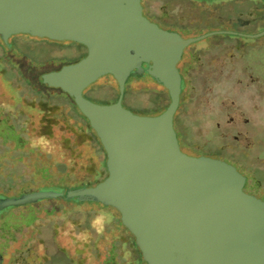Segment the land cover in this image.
Returning a JSON list of instances; mask_svg holds the SVG:
<instances>
[{
  "label": "rangeland",
  "instance_id": "rangeland-1",
  "mask_svg": "<svg viewBox=\"0 0 264 264\" xmlns=\"http://www.w3.org/2000/svg\"><path fill=\"white\" fill-rule=\"evenodd\" d=\"M141 7L150 22L184 39L211 31L254 35L264 27L260 0H141ZM237 45L242 48L237 50ZM85 53L70 41L26 34L0 39V202L55 188L74 189L90 178L95 160L84 145L72 149L77 126L67 111L39 101L21 80L28 79L54 101L60 92L43 86L41 76L78 62ZM179 65L193 98L189 116L173 121L181 151L197 157L218 149L232 151L234 166L244 175L243 192L264 203V36H209L186 47ZM135 75L127 78L122 107L139 116L161 113L169 103L166 90L148 76L147 65ZM116 86L106 75L83 95L109 105ZM11 125H16L17 142L9 141L11 134L4 128ZM193 138L196 154L188 146ZM105 178L98 173L92 177L95 182ZM77 204L45 199L0 207V264H141L114 209Z\"/></svg>",
  "mask_w": 264,
  "mask_h": 264
},
{
  "label": "water",
  "instance_id": "water-1",
  "mask_svg": "<svg viewBox=\"0 0 264 264\" xmlns=\"http://www.w3.org/2000/svg\"><path fill=\"white\" fill-rule=\"evenodd\" d=\"M16 34L85 48L81 60L42 75L41 82L73 99L104 150L107 175L93 187L29 193L0 207L45 199L111 207L146 264H264V203L243 192V177L233 167L184 154L173 127L184 49L237 33L181 38L146 19L141 0H0V39ZM239 35L258 38L264 29ZM143 65L169 97L155 116L122 107L127 78ZM106 75L117 83V100L99 105L86 99L84 91Z\"/></svg>",
  "mask_w": 264,
  "mask_h": 264
},
{
  "label": "trees",
  "instance_id": "trees-1",
  "mask_svg": "<svg viewBox=\"0 0 264 264\" xmlns=\"http://www.w3.org/2000/svg\"><path fill=\"white\" fill-rule=\"evenodd\" d=\"M263 12H264V10H263ZM263 29H264V27L262 28V30ZM227 32H233V31H227ZM235 33H237V34H218V35L249 38V37H245V36L239 35V34H242L240 32H235ZM236 48H237V50H239L242 47L240 45H237ZM3 76H5V73H3ZM135 76H136L135 73H133L131 75V78L132 77L134 78ZM148 76L151 78L150 75H148ZM181 78H182L181 94H180V98H179V105H178L177 111L175 113V116H177V117H179V116H181L183 114H188V116H189L190 103L193 101V98H191L189 96V93H192L191 87L188 90L186 88L187 87L186 74L183 73V76H181ZM21 80L23 81L24 85L26 86V88L29 91H31V92H33V93L38 95L39 101H41V102L43 101L44 104L49 105V106L51 105L53 108H56V109L62 108V109H65L67 111L70 120H72L73 123L77 126V129L75 130V132H76L75 143H73L71 145L72 149H74L75 146L77 147V146L84 145V146L88 147L91 150V154H92V156H93V158L95 160L94 167L91 170L90 178H87L85 181H82V183H81V181L76 183L77 185H80V186H77L74 189L73 188L71 189V187H69V186H67L65 188H63V187L62 188H55V191H67V190H76V189H80V188H85V187H83V185H86L87 188L95 186L98 181H96V182L93 181L92 177L94 175H96L97 173L98 174H102V175H107V172H106V169H105V153H104V150H103V148H102V146H101V144L99 142V139L97 138V136L94 133V131L91 129L87 119L79 112V110L77 109L76 105L73 102V99L71 97H69L66 93L62 92L61 90L55 89V90H58L60 93H59L58 97H56V99L54 101H52V100L50 101V100L46 99V96H45V94L42 93V91H40L39 89H35L33 87L32 83L28 79H25V78L22 77ZM189 81L190 80H188V82ZM41 84L43 85L42 82H41ZM43 86H46V85H43ZM125 88H126V84H125ZM195 88H193V89H195ZM51 89H53V88H51ZM196 89H198V86H197ZM196 89L194 90V92L197 91ZM127 92H128V87H127V90L124 91L123 98H124V96H126ZM115 93H116V98H115V100H113V103L118 98V93H119L118 92V86H116ZM62 96H64L65 99L61 98ZM17 97H20V94L17 95ZM26 101L27 100H25V102ZM168 104L163 105L162 112L166 109ZM173 121H174V119H173ZM49 123H50V121H49ZM11 127H12V129L11 128L9 129L7 127H4V128H6V131H9V133L11 134V137H10L9 141L17 142L19 136L16 134V131H15V130H17L16 129V125H13V126L11 125ZM173 127H174V122H173ZM174 131H175V129H174ZM175 134H176V132H175ZM176 137H177V134H176ZM193 140H194V138H193ZM177 141H178V138H177ZM194 141L195 142H193L191 145H188V144L184 143L185 145H188L189 147L192 148V152H190L191 154H196L195 152L197 150V148L194 147L195 144H196V140H194ZM197 144H199V143L197 142ZM258 146L259 145L256 144L255 149L258 148ZM227 150L228 149H223V150L218 149V150H215L213 155L210 154V155H204V156H200V157L210 158V159H213V160H217V161L223 162L226 165L233 167L235 169V171L239 175H241L243 177L244 175L240 174L237 171V169L235 168V166L237 164L235 162V158H234L235 154H233L232 151L230 152V151H227ZM216 153L217 154L219 153L218 155L225 156L226 158L218 156ZM237 154L243 155V156H245L247 158V156L245 154H243V153H237ZM68 188H70V189H68ZM102 208H104V207H102ZM109 208L112 209L111 207H109ZM132 239H133V241H132L133 245H131L130 247L132 248V250H135V252H137V254L139 256L138 260H140L139 263L146 264L142 260L141 254H140L138 248L135 246L133 236H132Z\"/></svg>",
  "mask_w": 264,
  "mask_h": 264
},
{
  "label": "flooded vegetation",
  "instance_id": "flooded-vegetation-1",
  "mask_svg": "<svg viewBox=\"0 0 264 264\" xmlns=\"http://www.w3.org/2000/svg\"><path fill=\"white\" fill-rule=\"evenodd\" d=\"M260 1H262L263 3H264V0H260ZM263 5V4H262ZM263 12V11H262ZM79 45V44H78ZM80 47H82L83 48V50H84V52L86 51L85 50V48L83 47V46H81V45H79ZM86 54V53H85ZM185 58V57H184ZM184 58H183V61H184ZM183 61H182V63H183ZM181 63V64H182ZM178 68H180V65H179V67ZM181 69H182V66H181ZM184 73V72H183ZM261 169V168H260ZM262 170H264V169H262ZM129 233V232H128ZM130 234V233H129ZM130 236H131V234H130ZM132 237V236H131Z\"/></svg>",
  "mask_w": 264,
  "mask_h": 264
}]
</instances>
